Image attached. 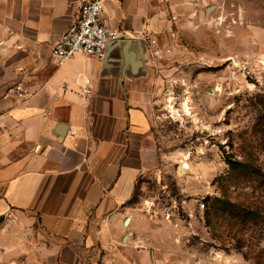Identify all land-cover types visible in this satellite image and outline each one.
Here are the masks:
<instances>
[{"label": "crops", "instance_id": "1", "mask_svg": "<svg viewBox=\"0 0 264 264\" xmlns=\"http://www.w3.org/2000/svg\"><path fill=\"white\" fill-rule=\"evenodd\" d=\"M211 2L106 0L102 22L122 44L106 60L58 66L52 46L76 21L79 0H0L1 254L34 264H106L125 249L138 263L156 258L155 226L132 205L159 159L143 90L150 52L141 56L138 40L144 31L161 43L192 36L186 29ZM18 82L30 94L24 103L8 94Z\"/></svg>", "mask_w": 264, "mask_h": 264}, {"label": "rangeland", "instance_id": "2", "mask_svg": "<svg viewBox=\"0 0 264 264\" xmlns=\"http://www.w3.org/2000/svg\"><path fill=\"white\" fill-rule=\"evenodd\" d=\"M206 8L186 29L192 36L172 35L149 53L143 90L159 159L132 205L155 226L158 255L140 264H264V0ZM216 200L257 216L216 219ZM125 250L106 264H139ZM0 264L34 263L0 253Z\"/></svg>", "mask_w": 264, "mask_h": 264}, {"label": "built area", "instance_id": "3", "mask_svg": "<svg viewBox=\"0 0 264 264\" xmlns=\"http://www.w3.org/2000/svg\"><path fill=\"white\" fill-rule=\"evenodd\" d=\"M105 3L106 0H79L80 12L76 21L52 46V55L58 66L76 56L103 60L109 44L122 38L118 30L102 22ZM139 39L147 44L150 53H158L156 49L159 46V40L155 34L144 31ZM92 90L90 81L86 80L81 87V95L85 100L92 95ZM8 94L17 96L23 103L30 96L21 82L10 87ZM72 134L74 135L75 132ZM201 208L204 209L205 204H202Z\"/></svg>", "mask_w": 264, "mask_h": 264}, {"label": "trees", "instance_id": "4", "mask_svg": "<svg viewBox=\"0 0 264 264\" xmlns=\"http://www.w3.org/2000/svg\"><path fill=\"white\" fill-rule=\"evenodd\" d=\"M226 214L228 217L239 219L245 221L249 218H255L257 212L255 211H240L235 205L229 203L225 200H216L214 208L212 210V215L216 219L220 218V215Z\"/></svg>", "mask_w": 264, "mask_h": 264}, {"label": "water", "instance_id": "5", "mask_svg": "<svg viewBox=\"0 0 264 264\" xmlns=\"http://www.w3.org/2000/svg\"><path fill=\"white\" fill-rule=\"evenodd\" d=\"M138 41H140L141 47H142V55L141 56H143L144 58H146V55L148 53L147 44L145 42L141 41V40H138ZM122 42H123V40L121 38V39H119L117 41H114V42L110 43L109 46H108V48H107L106 55H105V57H104L103 60H106L108 58V55L110 54L111 50L113 48H115L116 46L122 44ZM129 47H130V45H127L126 48H125V50H128ZM178 173L181 174V175L184 174L181 166L178 168ZM129 220L130 219H127L126 220V224L129 223Z\"/></svg>", "mask_w": 264, "mask_h": 264}, {"label": "bare ground", "instance_id": "6", "mask_svg": "<svg viewBox=\"0 0 264 264\" xmlns=\"http://www.w3.org/2000/svg\"><path fill=\"white\" fill-rule=\"evenodd\" d=\"M171 108L174 110V112H176L175 111V109H174V107L171 105ZM184 110L187 112V113H189V111H190V109H189V106H188V104H184ZM181 168H182V170H183V172L188 168V165L187 164H184V165H182L181 166Z\"/></svg>", "mask_w": 264, "mask_h": 264}]
</instances>
